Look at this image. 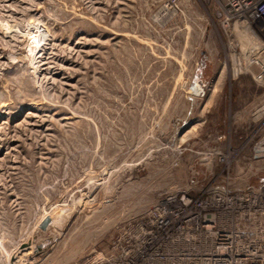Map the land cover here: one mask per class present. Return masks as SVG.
Wrapping results in <instances>:
<instances>
[{
    "label": "rangeland",
    "instance_id": "374dc122",
    "mask_svg": "<svg viewBox=\"0 0 264 264\" xmlns=\"http://www.w3.org/2000/svg\"><path fill=\"white\" fill-rule=\"evenodd\" d=\"M220 15L218 0H0V264H118L155 207L198 198L193 181L263 184L264 52Z\"/></svg>",
    "mask_w": 264,
    "mask_h": 264
},
{
    "label": "built area",
    "instance_id": "2783aa9c",
    "mask_svg": "<svg viewBox=\"0 0 264 264\" xmlns=\"http://www.w3.org/2000/svg\"><path fill=\"white\" fill-rule=\"evenodd\" d=\"M218 3L224 28L251 42L248 50L264 52V0ZM210 176L206 185L192 182L197 199L155 207L143 249L138 242L118 264H264V181L251 186L255 173Z\"/></svg>",
    "mask_w": 264,
    "mask_h": 264
},
{
    "label": "water",
    "instance_id": "95a60500",
    "mask_svg": "<svg viewBox=\"0 0 264 264\" xmlns=\"http://www.w3.org/2000/svg\"><path fill=\"white\" fill-rule=\"evenodd\" d=\"M261 145H258L257 148H255V153H256V157L259 158V157H262L264 155H261ZM49 223V219L46 220V222L43 224V229L47 226V224Z\"/></svg>",
    "mask_w": 264,
    "mask_h": 264
},
{
    "label": "bare ground",
    "instance_id": "6f19581e",
    "mask_svg": "<svg viewBox=\"0 0 264 264\" xmlns=\"http://www.w3.org/2000/svg\"><path fill=\"white\" fill-rule=\"evenodd\" d=\"M242 58V57H241ZM241 61V60H240Z\"/></svg>",
    "mask_w": 264,
    "mask_h": 264
}]
</instances>
